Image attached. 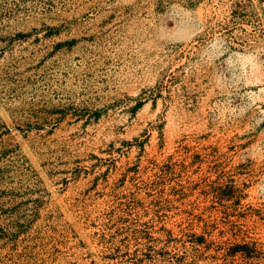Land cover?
<instances>
[{
  "label": "rangeland",
  "instance_id": "obj_1",
  "mask_svg": "<svg viewBox=\"0 0 264 264\" xmlns=\"http://www.w3.org/2000/svg\"><path fill=\"white\" fill-rule=\"evenodd\" d=\"M0 264H264V1L0 0Z\"/></svg>",
  "mask_w": 264,
  "mask_h": 264
},
{
  "label": "bare ground",
  "instance_id": "obj_2",
  "mask_svg": "<svg viewBox=\"0 0 264 264\" xmlns=\"http://www.w3.org/2000/svg\"><path fill=\"white\" fill-rule=\"evenodd\" d=\"M74 6V5H73ZM90 10L88 9V7H81V8H78V9H75V10H71L70 12L68 13H65L63 15V18H62V22L64 24H69V25H72L74 27H79L81 22L83 20H86L87 19V14ZM59 21V20H58ZM61 24V23H60ZM57 25V24H56ZM65 26V25H64ZM76 32V31H75ZM72 34V33H71Z\"/></svg>",
  "mask_w": 264,
  "mask_h": 264
},
{
  "label": "trees",
  "instance_id": "obj_3",
  "mask_svg": "<svg viewBox=\"0 0 264 264\" xmlns=\"http://www.w3.org/2000/svg\"><path fill=\"white\" fill-rule=\"evenodd\" d=\"M203 240H204L203 235H201V236L196 237L194 239L193 243L197 244V245H202ZM244 248L245 247H243V246L237 245L234 247V249H232V251H233V253L234 252H243L244 253V251H245Z\"/></svg>",
  "mask_w": 264,
  "mask_h": 264
},
{
  "label": "built area",
  "instance_id": "obj_4",
  "mask_svg": "<svg viewBox=\"0 0 264 264\" xmlns=\"http://www.w3.org/2000/svg\"><path fill=\"white\" fill-rule=\"evenodd\" d=\"M264 1V0H263Z\"/></svg>",
  "mask_w": 264,
  "mask_h": 264
}]
</instances>
